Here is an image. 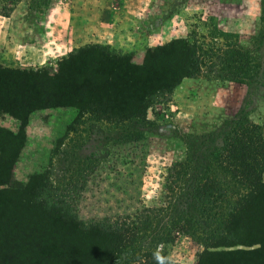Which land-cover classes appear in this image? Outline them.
Here are the masks:
<instances>
[{"label":"rangeland","instance_id":"obj_1","mask_svg":"<svg viewBox=\"0 0 264 264\" xmlns=\"http://www.w3.org/2000/svg\"><path fill=\"white\" fill-rule=\"evenodd\" d=\"M178 38L200 43L213 67L183 79L145 120L62 107L22 124L0 111V264L256 263L225 253L258 245L206 254L203 243L219 224L213 213L223 217L238 191L217 164L224 140L237 122L264 121V0H0L7 69L52 76L61 59L92 45L141 65L148 50ZM229 52L252 57V87L223 70ZM207 180L225 184L219 201L197 195ZM103 220L131 236L84 228ZM184 224L195 232L181 233Z\"/></svg>","mask_w":264,"mask_h":264},{"label":"trees","instance_id":"obj_2","mask_svg":"<svg viewBox=\"0 0 264 264\" xmlns=\"http://www.w3.org/2000/svg\"><path fill=\"white\" fill-rule=\"evenodd\" d=\"M10 12L9 9L2 16L9 17ZM212 58L213 55L196 40L178 38L148 50L141 65L92 45L61 59L52 76L44 69L20 71L0 66V111L22 124L34 111L62 107H74L81 114L89 113L111 122L145 120L147 110L157 100L171 94L183 79L199 78L205 69L213 67ZM222 66L229 74L236 75L239 84L247 88L253 86L258 69L248 53L229 52ZM222 151L224 154L217 164L229 175V185L238 191L228 197L233 205L223 217L213 213L219 224L211 230V238L204 241V252L208 254L209 249L219 247L258 245L255 249L228 251L225 255L253 256L255 264H259L257 257L262 256L264 260V235H261L264 231V121L254 124L244 119L235 123L224 140ZM167 175L169 177L170 173ZM225 188L223 183L207 180L197 195L203 198L211 192L206 202L210 204L209 201H219L223 197L217 194L224 193ZM139 221L143 225L151 223L148 216ZM74 222V228H82L83 224L76 218ZM108 223L96 221L84 228L119 241L123 235L131 236L128 229L119 225L107 227ZM179 230L181 233L195 232L188 224L181 225ZM239 264L249 263L243 260Z\"/></svg>","mask_w":264,"mask_h":264}]
</instances>
